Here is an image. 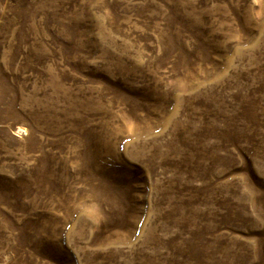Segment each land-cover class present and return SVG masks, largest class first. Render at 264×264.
Segmentation results:
<instances>
[{"label": "rangeland", "instance_id": "obj_1", "mask_svg": "<svg viewBox=\"0 0 264 264\" xmlns=\"http://www.w3.org/2000/svg\"><path fill=\"white\" fill-rule=\"evenodd\" d=\"M0 264H264V0H0Z\"/></svg>", "mask_w": 264, "mask_h": 264}]
</instances>
